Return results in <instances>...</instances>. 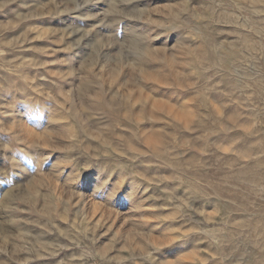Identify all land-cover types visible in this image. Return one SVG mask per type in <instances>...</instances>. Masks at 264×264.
I'll return each instance as SVG.
<instances>
[{"label": "rangeland", "instance_id": "rangeland-1", "mask_svg": "<svg viewBox=\"0 0 264 264\" xmlns=\"http://www.w3.org/2000/svg\"><path fill=\"white\" fill-rule=\"evenodd\" d=\"M0 264H264V0H0Z\"/></svg>", "mask_w": 264, "mask_h": 264}, {"label": "bare ground", "instance_id": "bare-ground-1", "mask_svg": "<svg viewBox=\"0 0 264 264\" xmlns=\"http://www.w3.org/2000/svg\"><path fill=\"white\" fill-rule=\"evenodd\" d=\"M128 1V0H127ZM137 2V1H136ZM152 58H153V56H151ZM149 59H151V58H149ZM135 66V65H134ZM117 68H119V67H117ZM87 83V82H86ZM38 110L39 109H36V111H35V113H33V114H37V112H38ZM24 114V113H23ZM28 114L29 113H26V114H24V115H26L28 118H30V116H28ZM37 116V115H36ZM21 117V116H20ZM23 117V116H22ZM17 159V158H16ZM24 163V162H23ZM21 164H22V161H18L17 163H12L11 164V168H10V171H13V170H17V169H19V168H21Z\"/></svg>", "mask_w": 264, "mask_h": 264}]
</instances>
